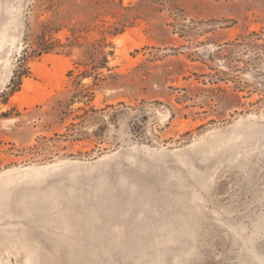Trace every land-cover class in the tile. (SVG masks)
Wrapping results in <instances>:
<instances>
[{
  "label": "rangeland",
  "instance_id": "1",
  "mask_svg": "<svg viewBox=\"0 0 264 264\" xmlns=\"http://www.w3.org/2000/svg\"><path fill=\"white\" fill-rule=\"evenodd\" d=\"M0 264H264V0H0Z\"/></svg>",
  "mask_w": 264,
  "mask_h": 264
},
{
  "label": "trees",
  "instance_id": "2",
  "mask_svg": "<svg viewBox=\"0 0 264 264\" xmlns=\"http://www.w3.org/2000/svg\"><path fill=\"white\" fill-rule=\"evenodd\" d=\"M51 24H54L56 26V23H54V21L50 22ZM57 30L56 27H51L50 24H43L40 33L38 34L37 38L38 41L34 43L32 42L30 45L31 46H27L26 47V57L22 58L21 62L23 63V61L27 60L29 51H32L33 53H38L39 55L43 54V53H49L52 51L56 50V46L54 42H51L48 38L51 30ZM30 47V49H28ZM24 65V64H23ZM22 65V66H23ZM24 70V69H23ZM23 70H18V72H16V74L14 75V79H12V84H13V91L16 90V88H18L21 84V77L24 74Z\"/></svg>",
  "mask_w": 264,
  "mask_h": 264
},
{
  "label": "bare ground",
  "instance_id": "3",
  "mask_svg": "<svg viewBox=\"0 0 264 264\" xmlns=\"http://www.w3.org/2000/svg\"><path fill=\"white\" fill-rule=\"evenodd\" d=\"M54 71H55V70H54ZM48 76H49V75H48ZM55 76H56V77H60L61 74L57 71V72L55 73ZM55 76H54V77H55ZM48 78H49V77H48Z\"/></svg>",
  "mask_w": 264,
  "mask_h": 264
}]
</instances>
